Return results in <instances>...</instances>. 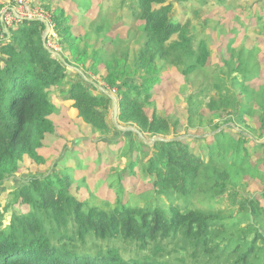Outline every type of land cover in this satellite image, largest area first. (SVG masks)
Wrapping results in <instances>:
<instances>
[{"label":"trees","instance_id":"16d2710c","mask_svg":"<svg viewBox=\"0 0 264 264\" xmlns=\"http://www.w3.org/2000/svg\"><path fill=\"white\" fill-rule=\"evenodd\" d=\"M111 2L103 13L94 12V0L32 2L52 16L66 62L50 53L41 19L23 20L0 39V187L26 158L46 162L39 150L56 132L54 100L61 93L83 124L106 137L123 135L110 122L111 97L83 79L70 81L71 62L116 91L122 126L150 139L182 138L151 146L132 131L124 135L129 142L117 159H131L122 170L112 163L113 207L92 206L74 192L82 165L67 167L65 156L57 170L31 175L15 191V202L28 210L15 211L6 227L0 204V264H264V207L241 195L237 181L250 176L264 183V84L255 86L264 81L260 49L236 46L234 34L221 48L222 64L212 67L208 39L198 38L190 21L176 20L174 2ZM3 8L0 3V16ZM114 24L128 25V35L114 36ZM171 70L187 90L183 134L180 120L148 111ZM250 119L259 120L258 128ZM204 121L212 135L194 131ZM252 150L262 151L257 163ZM128 176L152 185L145 205L124 201ZM225 195L233 207L218 209Z\"/></svg>","mask_w":264,"mask_h":264},{"label":"rangeland","instance_id":"374dc122","mask_svg":"<svg viewBox=\"0 0 264 264\" xmlns=\"http://www.w3.org/2000/svg\"><path fill=\"white\" fill-rule=\"evenodd\" d=\"M5 1L0 0V3L4 4L6 3ZM34 1L32 0V2ZM169 1L174 2V15L177 21L182 23L190 21L193 24V29L197 33V37H205L208 39L214 51V55L209 60L212 67L222 62L220 58L222 57L221 48L236 34L234 39L236 46L244 45L247 48L260 49L258 59L260 61L261 74L264 78V0H227V6H220L216 0H206V2H203V0ZM111 4V0H94V12L103 13L106 11V8L103 6ZM197 6H201V15H195L191 12L192 7ZM115 7L116 5L113 3V8ZM51 18L52 16L50 17V29L48 30L46 38V45L50 53L61 60L60 56L64 58L60 53L62 46L58 43V36L54 31V24ZM86 21L89 22L85 26L82 25L85 32L90 27V18L82 20L81 23H85ZM119 25L114 24L113 35L121 38L127 36L128 25ZM97 39L93 38L91 43ZM67 57L71 59L69 53H67ZM67 67L69 69L68 78L70 81L83 79L90 82L92 80L95 84L103 86L99 82L98 76L92 72L80 69L73 62L70 65L68 64ZM163 76L165 79L155 88L152 103L148 104V111L150 113L170 115L175 120H180L181 123L177 124V128L183 134L186 132L185 125L188 120L185 102L187 90L184 88V79L174 70L165 71ZM260 84H264V81L262 83L257 82L255 86H259ZM108 92L117 99L116 91L111 92L108 90ZM62 97L63 93H61ZM61 98L54 100L57 107L52 118L56 124V132L53 135L47 136L42 148L39 150L46 162L38 164L30 158H26L22 162L19 172L7 178L0 187L1 212L5 214L3 219L5 227L10 224L12 214L15 211L21 213L28 210L27 205H19L17 201L15 202V191L21 188L22 185L29 184L28 181L31 175H46L57 170V165L60 164L63 156L66 158V166L73 170L78 164L82 165V168H78L76 172L78 186L75 183L73 187L76 188L74 192L80 198L88 200L92 206H98L100 208H108L110 207L109 205H112V207L116 205V190L110 186L114 182L113 179H115L112 176L115 169L112 170V168L113 166H117L118 170H122L131 159L123 155L121 156V161L117 159V155L124 145V142L127 144L129 142L124 135L132 131L140 140L143 139L133 130L122 131L117 127L123 135L112 133L106 137L83 124L77 117V112L73 109L71 102ZM259 113H261V110H259ZM115 120L113 103L110 111V122L114 126ZM257 121L259 120L250 119L248 122L253 128H258L259 123ZM203 126L205 127L204 129L194 128V131L208 132V136L212 134L210 133L211 127H206L205 121ZM121 127L127 128L122 125ZM190 131L193 130L191 129ZM143 136L148 139V142L143 141L152 146L153 142L151 143V139L147 138L144 134ZM129 137L133 140L134 136L132 134ZM252 146L253 143L250 142L248 147L252 148ZM261 153V150H252L253 163H257V159H259ZM237 181L240 183L239 192L241 195L256 197L260 201L261 206L264 207V183L260 178L245 176L243 179L238 178ZM123 185L125 187L123 191L124 201L130 200L132 203L143 206L146 200H151L150 190H152V185L145 183L143 180L128 176L123 182ZM130 193L133 194L131 195ZM216 205L218 209L226 210L233 207V204L230 202V197L227 195L220 198V200L218 199ZM234 209H237V207Z\"/></svg>","mask_w":264,"mask_h":264},{"label":"built area","instance_id":"2783aa9c","mask_svg":"<svg viewBox=\"0 0 264 264\" xmlns=\"http://www.w3.org/2000/svg\"><path fill=\"white\" fill-rule=\"evenodd\" d=\"M6 3L0 16V39L26 19H41L50 23V14L42 7L33 6L32 0H8Z\"/></svg>","mask_w":264,"mask_h":264},{"label":"water","instance_id":"95a60500","mask_svg":"<svg viewBox=\"0 0 264 264\" xmlns=\"http://www.w3.org/2000/svg\"><path fill=\"white\" fill-rule=\"evenodd\" d=\"M45 23H46V27H47V29H46V32H45V34H44V42H46V38H47V35H48V30L50 29V24H49V22H48V21H45ZM58 55H59V54H58ZM60 58H61L62 61H64V58H63V57L60 56ZM66 64H68V63H66ZM89 81H90V80H89ZM91 82H92V83L98 88V90H100L101 92H103V93H105V94H108V95L111 97V99L113 100V103H114V113H115V119H116V120H115V126H116L118 129L122 130V131H125V130H133V131L137 132V133L139 134V136H140L143 140H145L146 142H148V139L144 138L143 133H142L140 130H138L137 128H135V127L122 128V127H121V125H120L119 122H118V116H119V104H118V100L116 99V97H114L112 94H110V93L108 92V90H107L105 87L100 86L99 84H95L92 80L90 81V83H91ZM212 134H213V133H212ZM212 134H209V135H212ZM181 138H182V137H177V138L167 139V138H162V137H154V138L151 139V143L153 142V144H154V142L157 141V140L173 141V140H179V139H181Z\"/></svg>","mask_w":264,"mask_h":264},{"label":"crops","instance_id":"0c3cea01","mask_svg":"<svg viewBox=\"0 0 264 264\" xmlns=\"http://www.w3.org/2000/svg\"><path fill=\"white\" fill-rule=\"evenodd\" d=\"M8 0H6L5 2H7ZM6 3H4L3 5H5Z\"/></svg>","mask_w":264,"mask_h":264}]
</instances>
